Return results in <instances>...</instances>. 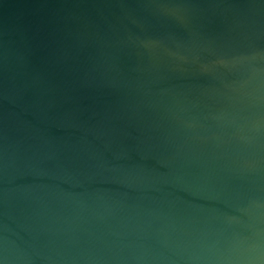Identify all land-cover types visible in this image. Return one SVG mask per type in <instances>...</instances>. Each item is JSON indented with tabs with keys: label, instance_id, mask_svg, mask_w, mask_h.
Returning a JSON list of instances; mask_svg holds the SVG:
<instances>
[{
	"label": "water",
	"instance_id": "1",
	"mask_svg": "<svg viewBox=\"0 0 264 264\" xmlns=\"http://www.w3.org/2000/svg\"><path fill=\"white\" fill-rule=\"evenodd\" d=\"M0 264H264V0H0Z\"/></svg>",
	"mask_w": 264,
	"mask_h": 264
}]
</instances>
